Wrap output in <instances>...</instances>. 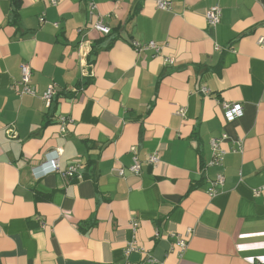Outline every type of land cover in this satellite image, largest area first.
Here are the masks:
<instances>
[{
    "label": "crops",
    "instance_id": "1",
    "mask_svg": "<svg viewBox=\"0 0 264 264\" xmlns=\"http://www.w3.org/2000/svg\"><path fill=\"white\" fill-rule=\"evenodd\" d=\"M166 1L0 0V264H264V0Z\"/></svg>",
    "mask_w": 264,
    "mask_h": 264
},
{
    "label": "built area",
    "instance_id": "2",
    "mask_svg": "<svg viewBox=\"0 0 264 264\" xmlns=\"http://www.w3.org/2000/svg\"><path fill=\"white\" fill-rule=\"evenodd\" d=\"M52 3H54V0H52ZM156 6L159 10H168L170 9V2L166 1V0H157L156 2ZM205 20L208 26L210 27H215L216 25L219 24L220 22V12L219 9L217 7H212L210 9L207 10L206 14H205ZM95 29L102 33L103 35H108L109 34V29L101 24H97L95 25ZM133 46L135 48L136 51H139L141 49V47L137 44V43H133ZM147 47L150 49L155 50L156 52L159 51V48L153 43L150 42L147 44ZM20 71H21V79L19 82V85L21 86V91H20V95H24V94H28V95H34L35 94V88L33 86L30 85V76H31V72L28 66L25 65H21L20 66ZM201 92L204 94H207L208 92L202 88ZM53 90L51 88L47 89L43 95H42V100L44 102V105L46 106V108H49L52 102V98H53ZM179 114L182 113V110L180 109L178 111ZM243 112H242V108L239 104H235V105H225L223 107V117L224 120L226 122H232L238 118H240L242 116ZM61 123L62 125H65L67 123H70L67 119L65 118H61ZM226 139V135L223 134L221 136V138L216 139L212 142V150L215 153V159H214V164L219 165L221 163L222 160V155L223 152L220 151L218 149V144L222 141ZM132 152H135V148H132ZM62 151L61 149H57L56 151L52 152V156L49 158V160L44 164L42 168V173H44V175L48 174V173H56L59 172V164H58V159L59 156L61 155ZM158 157L156 154H152L149 155L147 157V162L150 164H157L158 163ZM77 163H73L72 165H70V167H68L64 172H62L61 174L64 177H67L69 179L73 178L76 173H77ZM139 161L138 159L134 156L133 158V164L132 166L129 168L130 172H132L133 174L137 175L139 173ZM223 182V178L222 176H217V178L215 179V181L212 182V186L211 189L209 190V196L213 197L216 194V190L215 187L217 185H221ZM137 227V224L134 223L133 224V228L135 229ZM186 246L185 241L182 239H178L176 241V245L175 247L182 250L184 249ZM147 262L149 263H153L152 258H146Z\"/></svg>",
    "mask_w": 264,
    "mask_h": 264
},
{
    "label": "trees",
    "instance_id": "3",
    "mask_svg": "<svg viewBox=\"0 0 264 264\" xmlns=\"http://www.w3.org/2000/svg\"><path fill=\"white\" fill-rule=\"evenodd\" d=\"M107 38H108L107 42L105 40L102 43H98L96 46L92 47L91 52L89 54L90 63L93 62V61H91V57H93L99 50H105V49L109 48L112 45V43L117 39L116 37H112L111 34H109L107 36ZM102 44H104V46ZM101 45L103 46V48H101L102 47ZM78 85H80V84H77L76 86H78ZM82 86H84V85H82ZM77 90L78 89H75L74 92H77Z\"/></svg>",
    "mask_w": 264,
    "mask_h": 264
}]
</instances>
